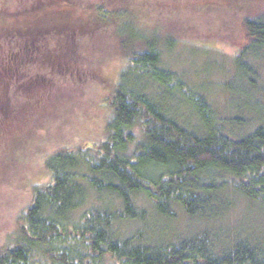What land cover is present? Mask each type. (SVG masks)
Wrapping results in <instances>:
<instances>
[{
  "label": "trees",
  "instance_id": "1",
  "mask_svg": "<svg viewBox=\"0 0 264 264\" xmlns=\"http://www.w3.org/2000/svg\"><path fill=\"white\" fill-rule=\"evenodd\" d=\"M124 3L117 12L96 10L94 24L86 19L85 25L114 27L127 58L124 79L108 98L110 135L91 153L55 154L52 184L38 190L21 214V240L0 249V264H264V236L217 229L240 201L264 208V122L256 125L242 114L251 110L262 116L264 106L249 96L237 107L243 116L221 117L205 93L208 86L200 89L162 64L170 46L161 37L139 26L128 40L120 38L123 17L133 16ZM76 10L51 2L29 19H16L18 24L1 14L0 44L27 34L35 46L47 35L82 32L73 21L87 11ZM50 13L49 30H34L33 22ZM59 24V30L52 27ZM243 30L237 68L256 87L260 65L250 57L264 54V15L246 19ZM151 213L166 220L184 213L203 221L207 230L174 241L151 240L148 230V235H119L122 226L145 222Z\"/></svg>",
  "mask_w": 264,
  "mask_h": 264
},
{
  "label": "rangeland",
  "instance_id": "2",
  "mask_svg": "<svg viewBox=\"0 0 264 264\" xmlns=\"http://www.w3.org/2000/svg\"><path fill=\"white\" fill-rule=\"evenodd\" d=\"M0 2V16L15 23L24 17L29 19L30 13L38 14L51 2L73 4L77 13L87 11L86 17L77 19L81 16L77 14L73 21L82 32L47 35L34 43L35 48L28 42L30 48L15 53L17 65L8 70L9 74L0 68V249H4L21 240V214L31 206L38 190L52 184L54 173L49 166L55 154L61 149L91 153L94 144L108 139L113 113L108 98L111 88L124 79L127 58L121 53L114 27L85 28L89 26L86 19L90 26L94 24L96 10L104 7L117 12L125 5L124 0ZM126 4L133 16L122 19L123 41L135 34L139 26L150 30L170 46L165 47L162 64L200 89L208 86L205 93L221 117L244 115L256 125L263 124L262 112L259 116L255 111L244 110L242 115L237 107H242L249 96L262 100L259 102L264 106V54L260 53L257 59L250 57V61L260 65L257 86L251 87L237 68L236 50L242 43L245 20L264 15V0H126ZM50 15L52 18L50 13L35 20L37 27L33 29L49 30L45 27L53 24L46 21ZM52 27L59 30L61 24ZM26 35L24 39H12L13 43H25ZM5 42L7 47L10 41ZM9 49L0 48V61ZM186 118L191 122L189 116ZM234 210L232 216L229 212L224 214L217 226L219 232L264 236L263 207L247 200L244 204L240 201ZM201 222L184 213L176 220L151 213L145 222L122 226L119 235L126 238L148 230L151 240L174 241L178 235L185 239L207 230ZM156 229L161 236H156Z\"/></svg>",
  "mask_w": 264,
  "mask_h": 264
},
{
  "label": "flooded vegetation",
  "instance_id": "3",
  "mask_svg": "<svg viewBox=\"0 0 264 264\" xmlns=\"http://www.w3.org/2000/svg\"><path fill=\"white\" fill-rule=\"evenodd\" d=\"M26 32H22V34H25ZM6 43V42H5ZM28 44V41H25V43H19V44H15L13 43V41L11 40L10 41V44H8V46L6 47L5 45L3 44H0V48H10L8 50V52H6L5 55L2 56V60L0 61V68H3L5 70V72L7 74L8 73V70H11V68L13 66H15V64L17 65V58H18V55H16L15 53L18 52H22L24 48H30L29 46H27ZM33 46V45H32ZM11 48H16V49H11ZM20 48V49H18ZM31 48H35V46L31 47ZM37 48H40V47H37ZM1 72H0V78H1ZM22 86V85H21Z\"/></svg>",
  "mask_w": 264,
  "mask_h": 264
}]
</instances>
